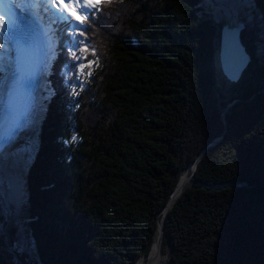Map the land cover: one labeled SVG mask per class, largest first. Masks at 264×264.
Returning <instances> with one entry per match:
<instances>
[{
  "label": "trees",
  "instance_id": "obj_1",
  "mask_svg": "<svg viewBox=\"0 0 264 264\" xmlns=\"http://www.w3.org/2000/svg\"><path fill=\"white\" fill-rule=\"evenodd\" d=\"M253 4L241 33L251 61L226 100L216 97L221 25L203 0H112L85 25H56L51 96L26 171L33 249L15 262L3 248L11 229L0 264L147 257L203 151L166 213L163 255L264 264V0Z\"/></svg>",
  "mask_w": 264,
  "mask_h": 264
},
{
  "label": "rangeland",
  "instance_id": "obj_2",
  "mask_svg": "<svg viewBox=\"0 0 264 264\" xmlns=\"http://www.w3.org/2000/svg\"><path fill=\"white\" fill-rule=\"evenodd\" d=\"M36 1L37 0H35V2ZM45 2H48V0H38V5L42 6L45 4ZM69 2L72 3V0H69ZM203 2L205 4V7H208L213 12V18L218 25H222L227 21L225 19V15H221L218 12L215 4L208 0H203ZM73 6L76 7L78 11L82 7L80 4H74ZM241 6V19H243L247 26L253 27L252 23L254 19L252 15V2L250 0H242ZM56 7L59 8L58 6ZM92 10L93 9H91V11ZM60 11H63V9H60ZM57 18H60L59 14ZM255 23H257V21ZM75 25L79 26L77 25V23ZM48 30L50 31L51 36H53V31L49 28ZM51 43L53 47L50 52V58L48 59L47 66L43 75L44 80L46 81L49 74V68L52 67L54 57L57 54L55 49L56 42L54 38L52 39ZM218 48L219 38L214 40L213 45V49L215 51L214 66L216 69V88L219 93L218 95H216V97L219 99L218 96L221 95L223 97V100H226V98L228 97V90L231 85L224 79V77L220 73L217 58ZM4 51L6 52V48L4 49ZM50 96L51 88L49 84H46V87L43 90V97L39 99V106L37 109L38 112L41 111L40 115L37 116V119L34 118L35 121L33 119V122L28 125L22 137L17 140L13 147L7 151V157L4 160L2 159L3 162L0 161V165H3L0 167V235L3 237L4 235L6 236L7 232L11 229L14 231L13 242L11 246L4 238L3 248L6 249L10 255L12 254L14 256L13 260H15V262H17V258L15 257L16 254H21L23 252L29 254L33 249V240L27 237L25 233V230L27 228L26 225L30 221V218L27 217L28 215L24 210V208L28 205L27 201L29 198V194L27 192L26 171L36 151L39 124L45 119L46 112L44 114V110L47 109L49 103V101L47 100L50 99ZM163 212L164 210L162 211V214ZM161 223H163V216ZM158 224L160 223L158 222ZM156 245V243L153 245L150 254L153 252V249L156 247ZM166 257L167 255H165V262L163 261L160 264H168V257Z\"/></svg>",
  "mask_w": 264,
  "mask_h": 264
},
{
  "label": "water",
  "instance_id": "obj_3",
  "mask_svg": "<svg viewBox=\"0 0 264 264\" xmlns=\"http://www.w3.org/2000/svg\"><path fill=\"white\" fill-rule=\"evenodd\" d=\"M250 1L254 6L253 0ZM245 27V23L241 18L238 20L226 21L220 26L219 48L217 53L218 66L221 75L231 86L237 84L241 80L244 71L251 61V57L241 41V33L245 30ZM46 111L47 110L45 109L44 114ZM215 144L216 142L214 143V145ZM203 155L204 151L194 163L192 167V173L180 178L169 198L167 205L165 206L163 212V223L157 225L156 238L154 243L152 244H157L158 252L161 250L163 227L164 221L166 220V213L169 209L172 208L175 201L180 196L184 185L192 179V175L196 170L197 163Z\"/></svg>",
  "mask_w": 264,
  "mask_h": 264
},
{
  "label": "snow or ice",
  "instance_id": "obj_4",
  "mask_svg": "<svg viewBox=\"0 0 264 264\" xmlns=\"http://www.w3.org/2000/svg\"><path fill=\"white\" fill-rule=\"evenodd\" d=\"M50 5L59 6L57 12L60 19L65 21L71 26L72 21H76L77 25H85L89 15H93L91 9H98L100 5L105 3H111L112 0H48ZM74 4H80L82 7L78 11ZM63 9V11H60ZM56 14V13H54ZM0 33H6L5 40L7 43V52L5 53V45L0 44V94L7 95L9 87L14 90L16 84L19 81L20 69H21V50L19 45L14 41L13 36L9 33L8 21H6L3 15H0ZM80 35H84L81 31ZM75 57V52L72 53ZM79 59V57H76ZM84 65H81L83 68ZM91 72L87 75L91 76ZM75 139V137L73 138Z\"/></svg>",
  "mask_w": 264,
  "mask_h": 264
},
{
  "label": "bare ground",
  "instance_id": "obj_5",
  "mask_svg": "<svg viewBox=\"0 0 264 264\" xmlns=\"http://www.w3.org/2000/svg\"><path fill=\"white\" fill-rule=\"evenodd\" d=\"M71 3V2H70ZM241 3H242V0H214V4L216 5V8L218 9V12L221 14V15H225V19L227 21H232V20H238L241 18ZM219 5V6H218ZM243 20V19H242ZM245 23V22H244ZM246 26V24H245ZM246 28V27H245ZM52 40H50L51 42ZM242 41V40H241ZM50 43L48 44V47H50ZM247 70V69H246ZM46 87V86H45ZM4 95V94H1L0 97ZM37 112V114H36ZM32 117H31V120L29 121L28 125L33 122V119L34 118H38L37 116L40 115L41 111L38 112V110L36 111ZM35 121V119H34ZM28 127V126H27ZM26 130V129H25ZM28 132V131H27ZM25 133V132H24ZM13 146H11L10 148H12ZM9 148V149H10ZM7 157V154L5 156V158ZM4 158V159H5ZM3 159V160H4ZM2 161V160H0ZM3 162V161H2ZM3 166V165H0V167ZM16 188V187H15ZM18 191V189H17ZM17 191H16V194H17ZM3 194V193H2ZM5 195V194H4ZM2 196V195H1ZM7 204V202H6ZM165 259V255H162V251L160 250L158 252L157 250V245L156 247L153 249V252L147 256L146 258L144 259H141L139 260L137 263L135 264H160L161 262H163ZM165 262V261H164Z\"/></svg>",
  "mask_w": 264,
  "mask_h": 264
}]
</instances>
